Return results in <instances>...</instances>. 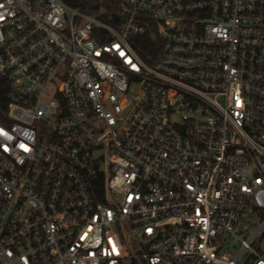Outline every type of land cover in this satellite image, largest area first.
Masks as SVG:
<instances>
[{
	"label": "built area",
	"instance_id": "1",
	"mask_svg": "<svg viewBox=\"0 0 264 264\" xmlns=\"http://www.w3.org/2000/svg\"><path fill=\"white\" fill-rule=\"evenodd\" d=\"M0 264H264V0H0Z\"/></svg>",
	"mask_w": 264,
	"mask_h": 264
},
{
	"label": "trees",
	"instance_id": "2",
	"mask_svg": "<svg viewBox=\"0 0 264 264\" xmlns=\"http://www.w3.org/2000/svg\"><path fill=\"white\" fill-rule=\"evenodd\" d=\"M6 101V92L0 90V103H5Z\"/></svg>",
	"mask_w": 264,
	"mask_h": 264
}]
</instances>
